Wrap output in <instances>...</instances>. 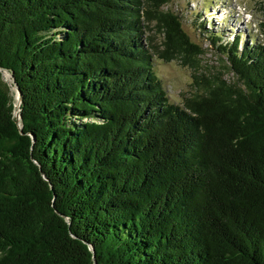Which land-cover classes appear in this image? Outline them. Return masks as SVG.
<instances>
[{"label": "trees", "instance_id": "1", "mask_svg": "<svg viewBox=\"0 0 264 264\" xmlns=\"http://www.w3.org/2000/svg\"><path fill=\"white\" fill-rule=\"evenodd\" d=\"M170 2L0 0V264H264V39L201 73Z\"/></svg>", "mask_w": 264, "mask_h": 264}, {"label": "rangeland", "instance_id": "2", "mask_svg": "<svg viewBox=\"0 0 264 264\" xmlns=\"http://www.w3.org/2000/svg\"><path fill=\"white\" fill-rule=\"evenodd\" d=\"M164 10L179 15L183 20V29L191 41L205 50V55L201 58V71L199 70L201 73H208V69L216 72L223 63L224 58L218 48L219 42L217 40L214 42L213 37H220L221 41L226 42L240 35L242 37L241 48L245 42L249 43L251 38L260 39V41L264 39L260 35L262 33L260 29L262 12L259 11L255 0H171ZM213 17L216 18L213 19L214 21ZM203 22L209 24L203 26ZM150 36L159 42L162 40V37L155 34V31L150 32ZM154 65L172 102L181 104L185 97L199 92L193 79V75L198 72L191 66H185L179 59L171 62L155 59ZM5 72V80L12 84V75ZM227 79L233 81L235 77L229 73ZM17 106L16 102V108Z\"/></svg>", "mask_w": 264, "mask_h": 264}, {"label": "water", "instance_id": "3", "mask_svg": "<svg viewBox=\"0 0 264 264\" xmlns=\"http://www.w3.org/2000/svg\"><path fill=\"white\" fill-rule=\"evenodd\" d=\"M0 72L2 73V76H3V79L5 82H7L9 84V87L11 88V90L14 92L15 91V96H16V101H17V109H18V114L16 115L17 117V124L19 126H21V123H20V119H21V116H20V111H21V104H22V101H23V96H22V91L21 89L18 87V85L16 84L15 82V79L13 78L12 76V80H13V83L10 84L7 80H5L4 78V70L0 69ZM20 129H22V127H20ZM66 220L68 221V219L66 218ZM89 248H90V251L92 252L93 254V264H97V260H96V257H95V250L93 249L92 246L88 245Z\"/></svg>", "mask_w": 264, "mask_h": 264}, {"label": "clouds", "instance_id": "4", "mask_svg": "<svg viewBox=\"0 0 264 264\" xmlns=\"http://www.w3.org/2000/svg\"><path fill=\"white\" fill-rule=\"evenodd\" d=\"M241 39H242V37H241ZM242 41V40H241Z\"/></svg>", "mask_w": 264, "mask_h": 264}, {"label": "bare ground", "instance_id": "5", "mask_svg": "<svg viewBox=\"0 0 264 264\" xmlns=\"http://www.w3.org/2000/svg\"><path fill=\"white\" fill-rule=\"evenodd\" d=\"M6 73V72H5Z\"/></svg>", "mask_w": 264, "mask_h": 264}]
</instances>
